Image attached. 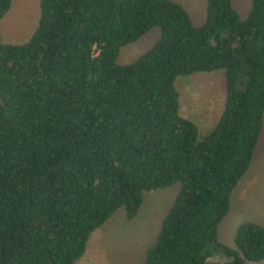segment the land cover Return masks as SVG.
Returning a JSON list of instances; mask_svg holds the SVG:
<instances>
[{"label":"trees","instance_id":"obj_1","mask_svg":"<svg viewBox=\"0 0 264 264\" xmlns=\"http://www.w3.org/2000/svg\"><path fill=\"white\" fill-rule=\"evenodd\" d=\"M38 5L27 41L0 37V264H77L94 232L173 187L142 264L264 262L263 226L219 236L264 131V0H204L198 24L173 0ZM217 70L222 111L199 136L175 81Z\"/></svg>","mask_w":264,"mask_h":264},{"label":"rangeland","instance_id":"obj_2","mask_svg":"<svg viewBox=\"0 0 264 264\" xmlns=\"http://www.w3.org/2000/svg\"><path fill=\"white\" fill-rule=\"evenodd\" d=\"M181 3L198 24L204 16V0H173ZM39 0H12V5L0 22L2 41L19 44L28 40L39 18ZM235 7L244 10L247 0H233ZM155 34L143 37L124 49L120 62L129 63L147 50ZM179 97V115L196 124L199 136L215 126L223 106V71L196 73L175 81ZM231 199L230 210L219 226L222 241L232 238L240 222L257 223L264 227V131L248 173L239 182ZM176 188L144 195L137 218L125 221L120 214L94 232L83 258L77 264H142L145 252L158 234L161 219L173 202ZM264 264V262L256 263Z\"/></svg>","mask_w":264,"mask_h":264}]
</instances>
